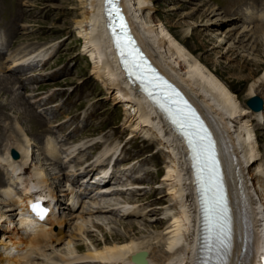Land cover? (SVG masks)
I'll use <instances>...</instances> for the list:
<instances>
[{
	"label": "bare ground",
	"instance_id": "bare-ground-1",
	"mask_svg": "<svg viewBox=\"0 0 264 264\" xmlns=\"http://www.w3.org/2000/svg\"><path fill=\"white\" fill-rule=\"evenodd\" d=\"M104 2V0H78L79 17L74 21L73 30L76 36L81 38V53L90 58V78L95 79L101 85L106 98L111 100L113 105L120 104L122 106L124 114L121 123L122 129L128 130L130 138L141 135L151 143L155 142L162 150L164 156H166L165 173L159 186L163 185L164 189L160 192V198L166 197L167 205L170 207L167 211L168 214L163 216V219H169L170 222H168V226L161 232L155 231L158 224L152 225V222L148 224L141 222L147 230L149 227H152L153 230L147 233L145 231L146 235H140L141 233L139 232L119 235V227L110 226L112 222L117 221L127 229H134V226L141 221L135 219L124 221L123 218H117L119 214L123 216L136 211L134 205L129 203L131 200L126 199L127 202H123V204L117 202L101 205L94 210L91 206H95L98 203L96 202L98 195L94 197L81 196L82 198L80 199V195L73 188L66 187L63 174H67L68 171H64V167H67L66 164L70 163L71 160L69 158L72 157L71 155L76 150L86 147L89 142L80 141L81 143L67 146V148H70V152L64 154L66 164L62 165L58 163L57 159L60 156L62 157V155L60 154V149L56 146L57 141L55 142L49 136L51 133L47 132L49 134L45 135L47 137L46 142L43 140L42 143L33 144L27 137L29 132L33 133L37 130L38 125L44 124L40 116L33 115L32 113V120L29 121L28 128L24 131L22 130L18 135L16 132L12 131V134L10 131L11 133L5 136L10 127L7 128V126H4L5 124H0V126L4 127V130L6 129L5 133H0V165L4 167L7 174H10L7 175L8 177L12 178L15 175L18 178L21 177V174L28 177V183L23 186L20 195L15 194L11 187L12 183L0 177V202L3 201L5 203L8 201L9 203L6 204L4 209L2 208L1 210L0 208V221L4 220L14 224L12 229L10 227L11 224H7V227L0 225V234L2 236L7 235L8 243L11 244L10 249H15L18 252L17 254L14 253L11 257L8 254L3 256L1 259L4 264H135L132 260V255L143 250L147 252V264H190V250L193 248L194 241L200 230V215L199 199L197 195L194 196L193 194L195 179L190 170L187 144L167 113L152 100L138 82L133 81L127 75V69L121 62V58L117 54V48L113 44L112 36L108 33L106 27L107 19H105L103 13ZM150 3L151 0H120V5L133 35L137 38L140 46L152 62L169 80L182 88L204 114L214 129L215 136L220 141L222 148L225 147L226 139L230 142L232 151L238 158V165L240 167L238 175L245 178L241 185L250 198L255 239L256 236L259 240L260 238L263 239L264 157L262 153H264V145H259L258 141L260 139L259 136L263 137L264 126L262 127L263 131L261 130L262 135L255 134L254 137V131L262 122L264 106L262 110L256 111L262 107L260 102L257 109H251L246 100L240 97V93L236 92L237 87L230 84L224 78L222 71L216 66V61L212 62L201 54H193L190 49L185 48L180 43V41L184 42V38L191 36L194 29L191 30L190 26L185 27L179 32H174V36H172L165 30L159 20L151 16ZM7 5L8 0L4 3V9L7 12L3 14L5 20L10 21L13 19L18 21L20 18H23V11L21 9L9 8V5ZM192 14L193 12L189 13V15ZM207 14V17H209V15L216 14V11L212 9ZM252 17V15L243 17L246 24L241 23L242 25L239 24V26L235 24L233 27L239 28L234 32H231L229 28L222 30L223 32H219L218 27L220 23H213L216 20H222L218 19L219 17L215 19L207 18L203 25L205 29H209L212 32L210 35L211 39H214V42L211 44V48L222 47V45L227 44L225 47L226 52L232 51L244 58L245 68L249 71L246 77L238 81V85L240 84L239 86L244 87L247 82L253 80L246 90V97L247 99L255 98L256 100L261 98L264 103V60L259 59V56L264 57V48L263 51L259 49V46H264V27L258 23L257 26L249 28V25L252 23ZM218 34L222 38H217L216 35ZM0 45H2L1 40ZM43 51V46L39 45L34 50L22 54H9L11 56L7 58H10V62L12 63L24 61L21 64H25L29 58L40 56ZM3 58L4 56L0 55L1 72L8 70V66L6 67L2 63ZM261 72L263 74L254 79V76ZM10 73L7 75L0 74V85H2L0 90L12 92L11 108H15V104L21 100L18 89L23 86V80L27 76L20 77L15 74L11 75ZM5 109L6 107L0 106V118H8ZM51 112L54 111L51 110ZM212 116L217 119L222 129L221 132ZM62 144L61 146H63ZM32 145L36 146V149H33ZM116 146L117 144L103 148L100 151V157L94 160V164L96 165L112 151L114 152L108 156L109 159L113 155L115 156L118 149ZM36 151L38 152L37 157L35 156ZM68 155L71 157H68ZM35 159L43 160L41 164L39 163L40 166L36 164L38 161L34 162ZM43 164L53 165L51 167L55 171L54 175L52 174L53 177L47 172L49 170L46 171L48 167H44L45 165L43 166ZM90 165V169L86 167L84 171H91L95 166ZM228 166L230 168L229 180L231 181L232 196L237 209L236 252L234 255L237 261L240 258L244 242V225L241 215L242 206L238 193L239 186H237L236 181L237 174H235V170L231 167V164L228 163ZM79 170L77 169L74 173L75 175L71 174V176L75 181L77 190L84 193L87 190L86 186L91 185L94 177L87 179V175L90 173L86 172L85 175H82ZM108 174V172L103 174L99 180L103 184L93 185L89 193L93 190H97L98 192L100 188H103L110 190L109 194L112 196L114 194L126 193L127 190L132 191L134 187L138 188V184H135L131 180V182L126 184H114L115 182L109 184L110 179H112V173L109 177ZM51 177L58 180L61 179V183H55L53 180L50 181ZM30 180L32 182L29 183ZM11 181L14 180L11 179ZM33 182H36L42 190H46L52 195V202H48L49 205H53L51 209L52 214L47 216L45 223L34 222L23 209V201L31 192L29 186ZM109 194L105 195L108 196ZM63 196L65 197L64 204L62 200ZM67 196L75 197L72 199L71 205H67L66 203ZM5 198L7 199L6 201ZM135 201L138 200L135 199L132 202ZM75 203L77 207L80 206V210L77 213L76 210L78 208L75 210H71L70 208ZM85 203H87L86 211L83 210L86 207L83 208ZM104 203L106 204V202ZM114 211H117V214L116 212L114 214ZM69 212H75V215ZM9 215L11 216L9 217ZM73 216L77 221L74 220ZM101 218H106L110 221L102 223L104 224L102 226L98 222ZM70 219H72L71 223ZM146 220L151 221L152 218L149 217ZM89 223L91 224L90 226ZM66 224H71L73 230L80 234V236L83 234L82 240L84 241L81 244H73L74 235H65L63 233L62 226ZM98 225L105 227V229L108 226L111 232H104L99 241H97L98 239H90L87 233L84 235L88 228ZM87 239H89L91 245L86 244ZM61 242H63L65 247L60 248V246L55 245ZM181 243H184L185 246H181L179 249ZM3 244L6 252H10V249H7V243ZM82 246H85V249L82 250ZM48 248H51L49 253H47ZM259 249L260 245L256 242L255 252L258 253ZM33 255L39 258L36 261L32 260ZM174 259L176 261H173ZM250 264H257L255 257L250 259Z\"/></svg>",
	"mask_w": 264,
	"mask_h": 264
},
{
	"label": "rangeland",
	"instance_id": "rangeland-1",
	"mask_svg": "<svg viewBox=\"0 0 264 264\" xmlns=\"http://www.w3.org/2000/svg\"><path fill=\"white\" fill-rule=\"evenodd\" d=\"M5 1L0 0V40L2 42V45H0V55L4 56L2 63L6 67L8 66V70L0 71V74L7 75L11 72V75L27 76L23 80V86L18 89L21 100L15 104L16 109L11 108L12 92L0 90V106L6 107L5 112L8 117L7 119L0 118V124H5L4 126H7V128L10 127L5 136L12 131L18 135L22 130L27 129L29 121L32 120V113L33 115L40 116L44 124L38 125L37 130L33 133L29 132L27 137L33 144L42 143L43 140L47 139L45 135L51 133L49 136L55 142L57 141L56 146L60 149V154L62 155L57 161L62 165L66 164L64 154L70 152V148H67V146L88 141L89 143L86 147L76 150L71 155L73 158L68 155V157H71L69 158L71 161L63 169L64 171H68V175L74 174L78 169L77 167L80 168V164L86 161L91 163L100 157V151L103 148L117 144V150L113 147L117 151L115 154L117 159H115V164L113 165L117 176L115 174L116 177L111 181L115 182L114 184L132 181L138 184V188L134 187L132 191L127 190L126 193H113L114 195L111 194L112 196L110 194L108 196H98L96 202L99 203L100 201V203H97L98 205L95 204V206L90 205L91 208L95 210L99 206L109 203L121 202L123 204V202H127L126 199H130L131 202L129 203L134 205L135 213L132 211L123 216L119 214L117 218H123L124 221H132L134 219L141 221L134 226V229H127L117 221L112 222L110 226L119 227V235H123L124 233L133 234L135 232L141 233L140 235H146L153 228L149 227L147 230L142 223L148 224L151 222L152 225L158 224L156 232L163 231L168 226V222H170L169 219H163V216L168 214L167 211L170 207L167 205L166 197L160 198V192L164 189L163 185L159 186L165 173L166 156H164L162 150L155 142L151 143L141 135L132 138L128 136V130H123L121 126L124 117L122 106L120 104L113 105L111 100L106 98L101 85L95 79L90 78V58L81 53V38L77 37L73 30L74 21L79 17L78 0H8L9 8H19L23 11V18H20L18 21L4 19L5 16L3 14L7 13L6 9H4ZM229 2L230 0H151L150 14L154 19L159 20L165 30L172 36H174V32H179L185 27L190 26L191 30L194 29L193 34L184 38V42L180 41V43L185 48L190 49L193 54H201L212 62L216 61V66L220 68L224 78L230 84L237 87L236 92L240 93V97L247 102L252 98L247 99L246 90L253 80L247 82L244 87L239 86L240 84L238 85V81L246 77L249 71L245 68L244 58L235 52H226L225 47L227 44L222 45V47L211 48V44L214 42V39L212 40L210 35L212 32L209 29H205L203 24H205L207 18L215 19L219 17L218 19L222 20L213 22L214 24L220 23L218 31L223 32L222 30L229 28L231 32H234L239 28L233 27L235 24L239 26V24L245 23L243 17L252 15V23L249 25V28L257 26L258 23L264 27V0H232ZM212 9L216 11V14L207 17V13ZM190 12H193V14L189 15ZM216 37L222 38L219 34ZM39 45L43 46L45 52L43 51L40 56H36V59L34 58L28 64H21L24 61L12 63L10 62V58H7L14 54H22L34 50ZM209 48L211 49L208 50ZM263 48V45L259 46L261 51H263ZM259 59L264 60V57L259 56ZM262 74L263 72L255 75L254 79ZM1 87L2 85H0V89ZM258 99L262 107L256 111L262 110L264 106L263 100L261 98ZM21 101L22 103L20 104ZM51 110L54 112H51ZM29 113L30 115H28ZM263 122L264 117L261 124L254 131V137L255 134H261L262 127L264 126ZM5 131L6 129L4 130V127L0 126V133H5ZM259 137L258 144L262 146L264 145V133L263 137ZM33 146L32 148L36 149V146ZM110 154L108 153L105 158ZM262 155L264 157V153ZM35 156H38L37 151L35 152ZM105 158L101 159L98 163L104 162ZM35 161H38L36 164L40 166L43 160L35 159ZM92 165L95 164L93 163ZM43 166L48 167L46 171L49 170L47 172L52 176L55 172L51 169L53 165L43 164ZM4 171V167L0 165V177L12 183L11 187L13 191L16 195H20L23 186L25 183H28V177L21 174V177L16 178L13 175L11 178L7 176L10 174ZM65 175L63 174V177ZM52 177L50 181L53 180L55 183H61V179L58 180ZM11 179L14 181H11ZM91 188L87 186V192ZM64 198L63 196V204L65 203ZM135 199L138 201L132 202ZM6 204H9L8 201L5 203L3 201L0 202L1 210L5 208ZM70 208L71 210L78 208L76 213L80 210V206L77 207L76 203ZM83 208V210H87V203L83 205ZM115 212L117 214V211H114V214ZM64 214L66 213L64 212ZM70 214L75 215V212H71ZM149 217L152 218L151 221L146 220ZM72 219H70V223ZM74 220L76 219L74 218ZM107 221L110 220L101 218L98 222L102 224ZM6 222L1 220L0 225L7 227L11 224L12 226V223ZM102 226L98 225L88 228L84 235L87 233L90 239H98L97 241H99L104 232H111L108 226L106 229ZM62 231L65 235H74L73 244L78 245L84 241L82 240L83 234L80 236V234L73 230L71 224L62 226ZM86 242L87 245H91L89 239ZM55 245L60 246V248L65 247L63 242ZM181 246H185V244L182 243ZM181 246H179V249ZM51 248H48L47 253L50 252ZM83 249H85V246H82ZM37 258L39 257L34 256L32 260L36 261ZM173 261L176 260L174 259Z\"/></svg>",
	"mask_w": 264,
	"mask_h": 264
},
{
	"label": "snow or ice",
	"instance_id": "snow-or-ice-1",
	"mask_svg": "<svg viewBox=\"0 0 264 264\" xmlns=\"http://www.w3.org/2000/svg\"><path fill=\"white\" fill-rule=\"evenodd\" d=\"M117 2H118V0H105V5H106V13L108 15H112L113 13H115L116 19L119 20L120 13H119V10L117 8ZM116 27H118L120 29H124L125 25L121 22V23L116 24ZM122 42H123L122 40H118L117 41L118 46ZM129 43H130V41H129ZM133 59H135V57H133ZM136 66L139 67V65H136ZM46 214L47 213L44 210H41L39 212L41 219H43ZM204 247L209 252L216 253V255L211 257V259H214L216 261H223L229 253L228 244L225 242V239H221V237L219 235L209 236V238H207L204 242ZM221 251L223 252V255L220 254Z\"/></svg>",
	"mask_w": 264,
	"mask_h": 264
},
{
	"label": "water",
	"instance_id": "water-1",
	"mask_svg": "<svg viewBox=\"0 0 264 264\" xmlns=\"http://www.w3.org/2000/svg\"><path fill=\"white\" fill-rule=\"evenodd\" d=\"M112 16L114 17V19H116V16H115V13L112 14ZM117 20V19H116ZM258 100V101H257ZM255 99V98H252L250 100L247 101L248 105H250V107L252 109H257L259 104H260V101L259 99ZM145 252H142L141 254H137L134 256V259L138 262H141V258H140V255H144Z\"/></svg>",
	"mask_w": 264,
	"mask_h": 264
}]
</instances>
